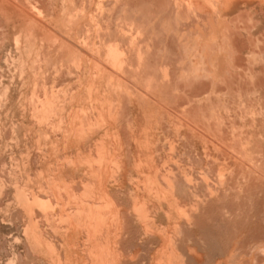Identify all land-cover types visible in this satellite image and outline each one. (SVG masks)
<instances>
[{
  "label": "rangeland",
  "instance_id": "374dc122",
  "mask_svg": "<svg viewBox=\"0 0 264 264\" xmlns=\"http://www.w3.org/2000/svg\"><path fill=\"white\" fill-rule=\"evenodd\" d=\"M118 1L121 4H119L117 2L119 5L118 6L116 5L117 6L116 11H115V7H116L115 4L116 3H113L114 2L113 0H99V1L98 0H66V1L65 0H52L50 5L48 6L49 8H46V9L43 8V9L45 10L48 17L54 18L57 16V14H58L57 12L61 11L62 9L67 10L68 8H69L68 10H70L72 8V6H75L77 8L82 7L86 12H88V11L94 12V11L98 10L97 5L98 4H99V6L101 5L100 10H104V11L102 13V16L99 19V22L101 24V27L103 28L102 31L105 30V32H106L105 34H107V35L102 33V31L94 32L93 27L91 26V29H90L91 40L92 41L95 40L94 43L96 42V45L100 46V51H102L101 53L106 52V49H104L105 48L104 45H106V43L108 45L110 43L116 42V44H118V46H120L119 47L120 49L123 48L125 51L128 52V54H130L129 57H130V59H132V63L134 65V67H136V62L138 60V57L136 56L138 48H139V52L142 53V57L144 55L143 59L141 57L142 60L139 58L142 62H140L139 66H141V67L139 68V66H138V71L136 73H134L132 71L127 72V70H126L127 75H125L124 80L127 79L125 81H128L127 83L133 84V86L131 84L126 85L125 82H123V84L125 86H128L127 88H129L131 91L133 90L132 93H134L137 96V99L134 100L135 104L137 103L135 105V111L141 114V118H143L142 115L145 114V120H141L138 122L139 124H141L140 127H146L148 129H151V134H155V133L158 134L156 130H158L160 128V125H159L160 118H162L163 114L166 113V111H165L166 107L165 106H169V105H171L170 103H173L174 109L177 111H178V109L182 111V108H184L183 107L184 105L182 104L183 101L181 99L182 97L177 96L176 93L173 94L172 88H170V87L165 88V86H164L163 80H164L165 69H169L168 74L174 73L175 69L180 70V71H176V73L178 72V74H182V72H185V71H186V73H190L189 71H192V69L199 67V65L195 62L198 59V57L196 56L195 50L190 49V48H189L190 50L185 49L183 43H179V44L173 43L171 41L172 35L166 34V32L162 33V43L164 45L163 44L161 45L158 42V40H155V42L152 43V41L151 40L149 41L147 38L148 37L147 33H149V31H151V28L149 26V25H151V22H150V20H148V16L150 15V13H152L154 11L153 14L155 13L156 16L160 15L159 17H161L163 20L166 21V19L164 17V15H165L164 9H162L161 13L156 12L158 9V6L160 4L164 5L166 3L165 7L168 6L167 8H170L171 10L175 11L176 10V8H175L176 0H172V2H171V0L170 1L169 0H165V1L164 0H130V1L129 0L128 1L127 0H118ZM139 1H142V2H139ZM194 1L197 2V0H194ZM263 1L264 0H250V1L249 0H229L228 4L226 5L227 8L224 9V7H223V8H219L215 11L208 4H205V6L201 5V8L199 6V10L200 11L202 10L201 12H203V13L208 12L210 17L212 18L210 29L204 31L202 34L204 35L205 38H208V36H209L208 40L205 41L206 43L208 42L207 49H206V51H207L206 52V54H207L206 58L209 60V62H210V60L214 61V59H215L214 62L211 61L212 65H210L208 68L214 69L216 71H214V76L210 77V78L207 77V80H203V79H206V77L201 76L199 78H201V79L203 78V79L200 80L199 82H198V80H199L198 77H197L198 79L194 78L195 81H193L194 79L192 80L193 82L191 80H189V82H187L186 84H185V81L180 82V87H181L180 89H182L183 92L186 91L187 96H188V99H185L184 102H188V104L189 103L191 104L192 102H194V108L196 109L197 113L199 114V120H200V126L199 127L201 130V133L203 134V136L202 135L199 136L200 139L198 138V142H199L198 143V148H199L198 152L199 153L197 152V155H195V152H194V167H197L198 172H199V182H198L197 188H198V191L201 195L200 199H204L202 201L205 202V205H204L203 202L201 201V207L203 204L202 208H204L205 212H206L204 214L205 219H204L203 225L201 226L203 231L206 234V239L201 240V242H200V254H201L200 264H216L217 261H221V260H223V261H221V263L224 262V259L228 255L229 250L233 248V244L235 243V241H234L235 235L237 233H238L237 235H240V232L236 231L237 226L234 224V217H236V216H234L235 215L234 209L239 207V205L237 204L238 203L237 199L234 196L235 194L227 195V196H229V200L231 201L232 204L230 203V201L228 202L226 200L228 198L226 195H223V194H225L223 192L222 193L220 192V196H221L220 201L214 202L212 199L213 198L212 184H213V181L215 178V170H216V169L214 170V168L217 167L216 153H215L214 148H213L214 146H212V145H214V143H212V142H214V136L212 134L215 130V126H212V125H215L217 121H224L226 124V125H224V130L229 132V127L227 124L230 121H234L235 123L237 122L236 123L237 126L240 125L243 122V118L245 117V112H246V116H247L249 114V109H253L254 112L256 111L255 112L256 118L254 121H252V119L248 115V117H247V119H248L247 120V124H248L247 128L248 129L245 127L246 135L248 137L252 138V136H253V138H255L261 132L264 131V114L259 113L260 108L263 109V113H264V3H263ZM32 3H34L33 0H0V91H1L2 87H4V86L8 87V90H7L8 100L5 101V99H3V98L0 99V109H1V111H0V264H53L52 263L53 260H51V254H50V248H49V242H48L47 234H46V232H42L40 230V227H39V217H40L39 214L43 215L41 220L46 223L47 222V217H45L47 215L46 209L48 211V209L51 208L49 206L48 201H47L48 187H49L47 185L48 184L47 169L46 168L40 169V168L36 167L38 165H42L43 163L45 164L46 155L43 153H39V152L34 153V154L29 152V150L32 149V145H34V144L36 146L40 147V149L42 148V146L46 147L47 139H48L47 132H48L49 128H47V126H45V128H44V126H42L40 128V127H38V124H35V121L32 120L33 118L31 117V114L27 113L29 111V109L31 110L32 106H29V105L25 106V107H28V108H26V111H25L26 113L24 112V110H22V109H24L23 105L26 102L25 99L27 96H24L26 92L23 93L22 90H20L21 89V87H19L21 85L20 79H18L16 73H14L15 69H16V65L11 62V57H12L11 55H13L15 53V49L13 48V45H12V37L14 36V34L16 32L19 31V27L22 25V23H24L25 21H31L30 25L32 27H36L35 24H37V23H42L41 19L39 17H37V15L35 14V12L32 10V8L30 6V4H32ZM73 4H75V5H73ZM260 4L262 5V7H259V6H261ZM246 5H248V6L246 7ZM240 6L242 8H240ZM254 6H256V7H254ZM244 7H246V9ZM149 9H151L152 12ZM220 9L222 10L223 14L221 13ZM250 9H251V11H250ZM113 10H114V13H111V11L113 12ZM178 10H180L182 14L185 13L186 12L185 5H183L182 8L181 7L178 8ZM237 11H239V12H237ZM104 13H106V14L104 15ZM229 13H230V17H229ZM108 14H110V16H108ZM218 14L220 17H218V19H216ZM143 16L146 17V20H145L146 22L143 23L144 31L142 29V34H141L143 38L141 37V35L139 36L138 39L141 41H139L137 39L138 45H137V41H136V43L134 42L133 44H130L129 43V41H130V35L129 34H133L135 32V27H134V26H136L135 23L141 22ZM212 16L214 17V19ZM126 17H127V19H126ZM226 18H227V20H226ZM131 19L132 20L134 19L133 21H134L135 25H133V27L129 26V24H128V22ZM33 21H36V23H34ZM103 21L107 22L108 24L103 22ZM239 22H240V24H239ZM233 24L236 26V29H235ZM47 25L50 26L49 23H47ZM108 25H109V27L112 26V28L110 29L108 27ZM74 27L75 28H72L71 32H69L71 34V37L76 36V38H77V36L80 35V33H77L79 31V29L81 31V35H82V33H84V28H85L84 26L76 25ZM145 27H146V29H145ZM167 27L171 28V25H168ZM197 28H201L200 24H197ZM73 29H74V31H73ZM122 29H124V30H122ZM214 29H216V30H214ZM237 29H238V31H237ZM120 30H121V32H120ZM217 30H218V32H217ZM111 31H113V32H111ZM127 31H128V33H127ZM76 33H77V35H76ZM94 33L96 34V38H94L95 37ZM212 33H214V34H212ZM111 34H113V36ZM98 35H100L99 38L97 37ZM223 35H225V37L227 36V39L225 40V42L222 39ZM233 35H235V36L233 37ZM121 37H123L124 39ZM213 37H215L216 41L212 40ZM118 38H120V40ZM167 38H168V41H167ZM105 39H106V41H105ZM99 40H102V41H99ZM110 40H112V41H110ZM123 40H124V42H123ZM103 41H105V43ZM120 42H123V43L120 44ZM231 42H233V47H232V44H229ZM147 43H149L150 45L148 46ZM219 43H220V45H219ZM192 44H193L192 42L189 43V45H192ZM134 46L136 48H132ZM221 46H224L223 47L224 51L222 50ZM228 47L230 48L231 51L228 50ZM126 48H127V50H126ZM141 48H143L144 50ZM225 48L229 52L225 51L226 50ZM219 50L221 52H223L224 54L229 53L230 57L228 54L229 58H226L227 54H225L226 55V57H225V55L223 53H222L223 54V57H222L221 52H219ZM192 51H194L195 53ZM208 52L211 54H208ZM187 55H190V57L188 58ZM210 55H212L213 57L212 56L210 57ZM173 56H175V58H172ZM154 57H157V60L159 61V65L156 66L155 70L152 69V71L151 70L148 71L149 66L153 63ZM216 57L218 58L220 63L217 62L218 60ZM221 57L223 59H220ZM160 58H161V60H160ZM192 59H196V60L194 61ZM252 60L254 62H252ZM177 61L180 62V65H178L179 63ZM182 61H183V63H182ZM260 61H261V63H260ZM193 62H195V63H193ZM215 62H216V64H215ZM185 63H187V64H185ZM217 63H219V64H217ZM181 65H183V67ZM195 65H196V67H195ZM185 66H187L186 69H185ZM214 66H215V68H214ZM152 67H154V66H152ZM175 67H177V68H175ZM162 68H163V70H162ZM183 69L185 71L181 72V70H183ZM153 73H155V76L157 78V81H158L157 85L158 86L156 84L150 83V81H149L150 76H147V75H152ZM249 73H250V75H249ZM73 75H76V74H73ZM73 75L71 77H68L67 79H65V81L70 80L67 85L64 84L63 79H61L59 82L57 81L58 83L55 82L57 84V86H56V84L55 85L51 84V79H47L49 82L47 81L48 83H46V84L48 85L49 88L52 85V87H54V89H62L63 87L67 88L69 86L72 88V91H70V92H76V90L78 89L77 87H79V85L75 82L77 76H73ZM158 75H159V77H157ZM72 77H74V78H72ZM194 82H195V84H194ZM188 83H191V85L190 84L188 85ZM150 84H151V86H150ZM148 85H149V87H148ZM153 86H154V88H153ZM147 87H148L149 91L148 90L144 91L147 89ZM138 88L140 91H138ZM157 88H159L160 91L162 90V93H163V100L162 101H168L167 103H169V104H167L166 102H163V104L162 103L160 104L161 105V107H160V106L156 105L152 99L148 98L150 92L157 91V90L159 91V89H157ZM67 89H69V88H67ZM166 90H167V92H165ZM142 93H144L146 96ZM239 93H241L243 95H241ZM27 94H28V92L26 93V95ZM239 95H241L243 98H245V100L247 101L246 102L247 107H246V109H243L241 111H236L233 114V111L231 110L230 107H232V101L234 100V98H238ZM2 99H3V101H2ZM85 101H87V100L85 99ZM20 102H21V104H19ZM6 103H8V104L6 105ZM14 103H17V104H14ZM12 104H14V106ZM19 105H21V106L19 107ZM162 105H163V108H165V109L162 108ZM152 106L153 107L155 106V107L153 108ZM8 107L10 110L8 109ZM16 108H17V110H16ZM129 108H130V106H129ZM157 108H159L158 112H157ZM223 108H224V110H223ZM152 109H154V112ZM13 110L17 111V112H15V113H17L16 115L14 114ZM149 111H150V113H149ZM161 111H163V113ZM215 111H217V112H215ZM22 112H24L25 115ZM146 112L149 113V115ZM222 112H225V113H222ZM242 112L244 115L242 114ZM167 113H168L167 121H165V123L167 122V127L169 129L173 130L170 133L174 134V136L168 137V140L179 139L178 136H175V135L178 134L179 129H181V127H182L181 122L175 117V115L170 114L171 113L170 111H167ZM6 114H9L8 117L6 116ZM18 114H20V115H18ZM27 114H29V116ZM21 115H23V117H22L23 119H21V117H20ZM215 115H216V117H215ZM25 116L26 117L28 116V117L26 118ZM17 118H19L21 120H19ZM235 119H237V120H235ZM238 119H239V121H238ZM171 120H172V122H171ZM26 121H28V122H26ZM25 122H26V124H25ZM170 122L172 124H170ZM210 122H211V124H210ZM226 122H228V123H226ZM155 123L156 124L158 123V124L155 125ZM26 125H29V127ZM173 125H175V126H173ZM32 127H34V128H32ZM27 128H29V129H27ZM46 128H47V130H46ZM100 130H104V129H100ZM175 130H177L178 132ZM211 130H212V132H211ZM41 131H43V132H41ZM38 133H39V135H38ZM53 133H55V131L52 132L49 129L48 134H53ZM58 133L62 135L61 140L63 139L67 143L70 141L68 144H72L73 142L74 143L78 142L81 139V137H79V136H81L80 134H77L78 135L77 136L74 133L70 134L67 132L56 131V134H58ZM68 134H69V137H68ZM104 134L106 135V133H104ZM83 135H85V134H83ZM207 135L210 136V137H208V140H206ZM44 136H45V138H44ZM227 137L230 138V136H227ZM67 138H68V140H67ZM104 138L107 141L105 144L110 145L111 143L109 140L111 138L110 137L108 138V136H105ZM204 138H206L205 139L206 141L203 140ZM151 139L158 141L160 138L158 136H153V137H151ZM194 145H195V142H194ZM223 146L226 149H228V148H231L232 144H226V145L223 144ZM235 149L237 150V152H239L238 147ZM99 150H100V148H99ZM102 150L105 152V151L110 150V148L109 147L107 149L103 148ZM152 150L155 151L156 149L153 147ZM170 150H172V149H170ZM263 152H264V148H263ZM220 154H221L219 156L220 159L218 161L221 162L224 159H226L228 161L230 160L229 154L225 150H223ZM179 156H182L181 151L179 152ZM231 160H233V159L231 158ZM230 161H229V163H230ZM238 168H240V170H238ZM234 170L238 174L242 171V167L239 164V162H236L234 164ZM43 174H44V176H43ZM238 174H236V175H238ZM209 176H210V178H212L211 180H210ZM200 181H201L202 185H200ZM43 182H44V185L46 182V185H45L46 188L44 187ZM208 184H209V186H208ZM251 184H250V188L252 190L254 189V192H255V189L258 188V186L256 185L254 180L251 181ZM21 187H23V188H21ZM207 188H208V190H207ZM15 189H18L17 193L20 194L19 196L17 193H15V191H16ZM33 189L35 191H33ZM20 190H22L23 192L22 191L20 192ZM30 191H32V192H30ZM27 192H29V193H27ZM33 192H35L36 195L33 194ZM26 194L29 198L28 200L31 201V205H33L35 202L34 205L36 207L33 208V206H31V205H29L30 208L29 207H27V208L26 207H24V208L20 207L22 202H23L22 206H24V205L28 206V204H30V203L25 202L26 201L25 199H27V197H25ZM30 194L32 197H29ZM263 199H262V201L260 200L261 210L264 209V200ZM21 200H22V202H21ZM32 202H33V204H32ZM43 202H44V205H43ZM206 202H207V204H206ZM24 203H26V204H24ZM18 204H20V205H18ZM48 206H49V208H47ZM28 208H29V210H28L29 212L27 210H25ZM52 209H53V207H52ZM246 210L248 211V208H246ZM247 211L243 214H244V216L246 215V217H247L246 221L249 223L248 216L251 214V212L249 211L247 213ZM227 212H229V213L231 212L232 216H231V214L230 215L226 214ZM44 214H46V215L44 216ZM32 221H35V228H36L35 231L37 230L36 231L37 234L33 233L34 231L32 230L33 232L31 231L30 233L27 234L28 235L27 236L26 233L28 232V230L26 232L25 228L27 227L28 229L31 230L32 227H30L28 225V223L31 222V224H32ZM246 221L243 224L248 225V223H246ZM250 221H251L250 223H253L252 220H250ZM31 226H34V225H31ZM260 226L259 227L263 230L262 232L264 233V227H263L264 225L263 226L260 225ZM245 228H246L247 233L250 232L249 234H251V232L255 231V230L252 231V227H250L251 231L248 230V226H246ZM38 234L41 237H39ZM32 235L34 236V238L38 237L37 238L38 241L35 244H34L35 239L33 238L34 239V241H33ZM30 236H31V238H29ZM28 239H30L31 241ZM245 240L248 241V237ZM245 240L244 241L242 240V242H244L245 243L244 245H246V247H247L249 242L247 243ZM39 243H40V245H39ZM29 244L33 245V246L30 247ZM239 247L241 249L242 248L244 249L243 244L239 245ZM222 264H224V263H222Z\"/></svg>",
  "mask_w": 264,
  "mask_h": 264
},
{
  "label": "bare ground",
  "instance_id": "6f19581e",
  "mask_svg": "<svg viewBox=\"0 0 264 264\" xmlns=\"http://www.w3.org/2000/svg\"><path fill=\"white\" fill-rule=\"evenodd\" d=\"M36 1V0H35ZM66 1V0H65ZM99 1V0H98ZM113 3H116L115 6L121 4L118 0H113ZM128 1V0H127ZM130 1V0H129ZM165 1V0H164ZM170 1V0H169ZM250 1V0H249ZM119 4H118V3ZM124 2V1H123ZM142 2V1H139ZM172 2V0H171ZM229 0H197V2H195L194 0H176L175 2V8L176 10L173 11L170 8L165 7L166 3L164 5L160 4L158 6L157 9V13H161L162 9H164V17L166 19L163 20L161 17H159L160 15L156 16V14L154 15L152 10L150 13V15L148 16V20H150L151 25V31H149L148 34V40L152 41V43L155 42V40H158V42L162 45V33L166 32V34H171L172 35V42L179 44V43H183L185 49H193L196 51V56L198 57V61L196 59H192V60H196L195 62L199 65V67H196L195 65V69H192V71H189L190 73H186V71L183 69L182 74H178V72L176 73V71H180V70H174V73L168 74L169 73V69H165L164 72V86L165 88H172L173 94L176 93L177 96H187V93L183 92L182 89H180V82L181 81H185V84L187 82H189V80H193L194 78H199V77H206V79L203 80H207V77H213L214 76V69H210L208 68L211 64V61L213 60H209L206 58L207 54H206V49H207V44L205 41L208 40V38H205L204 35L202 34L204 31L210 29L211 27V17L210 15L207 13H203L199 10V6L201 8V5L208 4L212 7V9L215 11L219 8H227L226 5L228 4ZM93 3V2H92ZM258 3V2H257ZM264 3V1H263ZM38 3L34 2L32 4H30L32 10L35 12V14L37 15V17H39L42 21V23H37L35 24L36 27H32L31 21H25L24 23H22V25L19 27V31L16 32L14 34V36L12 37V45L13 48L15 49V53L13 55H11V62L13 64L16 65V69L15 72L18 79H20L21 85L19 87H21L20 90H22V92H28V94L24 96H27L25 99V104L23 105L24 112L26 111L25 106H32L31 110L29 109V111L27 113L31 114V117L33 118L32 120L35 121V124H38V127H42L47 126V128H49L52 132L55 131V135H56V131H60V132H67V133H74V134H80L81 139L79 141H83L82 135L83 134H92V132H96V130H100V129H104V132L106 134L112 133L113 136L114 134L117 133V131L121 128H132V122L128 121L126 118L127 114V103H133L134 99H137V96L132 93V91L127 88L128 86H125L123 84V82L127 84H131V83H127L128 81H125L127 79L124 80L125 75H127L128 71H132L134 73H136L138 71V66L140 64V62H142L141 60L143 59L142 57V53L139 52V48L137 51L136 56L138 57V60L136 62V67H134L133 63H132V59H130L128 52L125 51L123 48L120 49L118 46V44L115 43H110L107 45H104V49H106L105 53H101L102 51H100V46L96 45V42L94 43V41L91 40L90 37V29L91 26L93 27L94 32H100L102 31V27L101 24L99 22L100 17L102 16V13L104 10H100L101 5L99 6V4L97 5L98 10L94 11V12H86L82 7L81 8H77L75 6H72V8L70 10H66V9H62L61 11L57 12V16L54 18H50L47 16L45 10L43 9L42 6H38ZM127 4V3H126ZM230 4V3H229ZM246 4V3H245ZM259 4V3H258ZM257 4V5H258ZM75 5V4H73ZM92 5V4H91ZM90 5V6H91ZM123 5V4H122ZM128 5V4H127ZM171 5V4H170ZM169 5V6H170ZM183 5H185L186 7V12L185 13H181V9L178 10V8H182ZM256 5V6H257ZM261 5V4H260ZM67 6V5H66ZM115 7V11L116 8ZM248 5H246L247 7ZM254 6V7H256ZM114 7V6H113ZM154 7V6H153ZM246 7H244L246 9ZM259 7H262L259 6ZM112 8V7H111ZM110 8V9H111ZM166 8V9H165ZM198 8V9H197ZM240 8H242L240 6ZM243 8V9H244ZM249 8V7H248ZM90 9V8H89ZM123 9V8H122ZM254 9V8H253ZM256 9V8H255ZM59 10V9H58ZM93 10V9H92ZM183 10V9H182ZM241 10V9H240ZM20 11V10H19ZM221 13L222 10L220 9ZM251 11V9H250ZM217 12V11H216ZM239 12V11H237ZM111 13H114L111 11ZM110 13V14H111ZM135 13V12H134ZM163 13V12H162ZM235 13V12H234ZM106 13H104L105 15ZM110 14H108V16H110ZM223 14V13H222ZM225 14V13H224ZM232 14V13H231ZM239 14V13H238ZM113 15V14H112ZM127 15V14H126ZM125 15V16H126ZM221 15V14H220ZM233 15V14H232ZM129 16V15H128ZM139 16V15H138ZM224 16V15H223ZM228 16V15H227ZM238 16V15H237ZM163 17V16H162ZM213 17V16H212ZM219 14L217 15L218 19ZM226 17V16H225ZM229 17H230V13H229ZM34 18V17H33ZM103 18V17H102ZM107 18V17H106ZM131 18V17H130ZM129 18V19H130ZM235 18V17H234ZM127 19V17H126ZM214 19V17H213ZM230 19V18H229ZM106 20V19H105ZM109 20V19H108ZM111 20V19H110ZM134 20V19H133ZM132 19L128 22L129 26H132L136 24L135 27V32L133 34H129L130 35V44H133L134 42L136 43L137 41V45H138V38L139 36L142 34V29L144 27L143 23L146 22V17H142L141 22L139 23H135ZM227 20V18H226ZM112 21V20H111ZM220 21V20H219ZM34 23H36V21H33ZM105 22V21H103ZM230 22V21H229ZM236 22V21H235ZM47 23L50 24V26L47 25ZM102 23V22H101ZM107 23V22H105ZM126 23V22H125ZM213 23V22H212ZM237 23V22H236ZM235 23V24H236ZM108 24V23H107ZM106 24V25H107ZM197 24H200L201 28H197ZM240 24V22H239ZM33 25V24H32ZM76 25H81L84 26V33H82L81 35V31L79 29V31L77 33H80V35L75 37H71V34L69 32H71L72 28H75L74 26ZM110 25V24H109ZM108 25V27H109ZM171 25V28H168L167 26ZM234 25V24H233ZM34 26V25H33ZM231 26V25H230ZM117 27V26H116ZM122 27V26H121ZM131 27V28H132ZM235 29L236 26L234 25ZM233 27V28H234ZM79 28V27H78ZM110 29L112 28V26L109 27ZM222 28V27H221ZM109 29V30H110ZM146 29V27H145ZM228 29V28H227ZM118 30V29H117ZM124 30V29H122ZM130 30V29H129ZM216 30V29H214ZM220 30V29H219ZM74 31V29H73ZM92 31V30H91ZM104 31V32H103ZM102 33H106L105 30H103ZM107 31V30H106ZM114 31V30H113ZM111 31V32H113ZM119 31V30H118ZM144 31V29H143ZM147 31V30H146ZM145 31V32H146ZM213 31V30H212ZM238 31V29H237ZM90 32V33H89ZM108 32V31H107ZM115 32V31H114ZM121 32V30H120ZM218 32V30H217ZM228 32V31H227ZM76 33V35H77ZM93 33V32H92ZM117 33V32H116ZM125 33V32H124ZM123 33V34H124ZM128 33V31H127ZM216 33V32H215ZM237 33V32H236ZM95 34V33H94ZM120 34V33H119ZM214 34V33H212ZM229 34V33H228ZM74 35V34H73ZM101 35V34H100ZM98 35L97 37L99 38ZM107 35V34H105ZM113 36V34H111ZM116 35V34H115ZM211 35V34H210ZM102 36V35H101ZM104 36V35H103ZM111 36V37H112ZM122 36V35H121ZM235 35H233L234 37ZM109 37V36H108ZM126 37V36H125ZM142 37V35H141ZM96 38V34L95 37ZM102 38V37H101ZM100 38V39H101ZM106 38V37H105ZM117 38V37H116ZM115 38V39H116ZM123 38V37H121ZM143 38V37H142ZM110 39V38H109ZM120 40V38H118ZM124 39V38H123ZM138 39V40H137ZM145 39V38H144ZM166 39V38H165ZM223 41L225 42V40L227 39V36L225 37V35H223ZM117 40V39H116ZM212 40H215V37L212 38ZM232 40V39H231ZM102 41V40H99ZM106 41V39H105ZM105 41H103L105 43ZM112 41V40H110ZM122 41V40H121ZM141 41V40H139ZM165 41V40H164ZM168 41V38H167ZM170 41V42H171ZM216 41V40H215ZM218 41V40H217ZM124 42V40H123ZM123 42H120V44H122ZM147 42V41H146ZM192 42V45H189V43ZM118 43V42H117ZM210 43V42H209ZM148 46L150 45L149 43H147ZM232 44L233 47V42L229 43ZM142 45V44H141ZM140 45V46H141ZM164 45V44H163ZM167 45V44H166ZM171 45V44H170ZM220 45V43H219ZM218 45V46H219ZM226 45V44H225ZM123 46V45H122ZM121 46V47H122ZM126 46V45H125ZM145 46V45H144ZM229 46V45H228ZM231 46V45H230ZM127 47V46H126ZM129 47V46H128ZM155 47V46H154ZM166 47V46H165ZM220 47V46H219ZM224 46H221L222 50ZM227 47V46H226ZM132 48H136L135 46ZM150 48V47H149ZM168 48V47H167ZM176 48V47H175ZM174 48V49H175ZM210 48V47H209ZM143 49V48H141ZM155 49V48H154ZM164 49V48H163ZM189 49V50H190ZM226 49V48H225ZM232 49V48H231ZM127 50V48H126ZM129 50V49H128ZM134 50V49H133ZM144 50V49H143ZM151 50V49H150ZM176 50V49H175ZM228 50H230V48L228 47ZM227 49L225 51L229 52ZM130 51V50H129ZM217 51V50H216ZM231 51V50H230ZM142 52V51H141ZM151 52V51H150ZM161 52V51H160ZM194 52V51H192ZM219 52H221L219 50ZM195 53V52H194ZM223 52H221V55L223 57ZM159 54V53H158ZM157 54V55H158ZM192 54V53H191ZM208 54H211L208 52ZM227 54V53H225ZM224 54V55H225ZM229 54V53H228ZM227 57L225 55L226 58ZM254 55V54H253ZM261 55V54H260ZM159 56V55H158ZM157 56V57H158ZM178 56V55H177ZM184 56V55H183ZM188 58L190 57V55H187ZM195 56V57H196ZM212 55H210L211 57ZM220 56V55H219ZM218 56V57H219ZM252 56V55H251ZM142 57V59H141ZM153 57V56H152ZM157 57L153 58V63L149 66L148 71L152 69L155 70L156 66L159 65V61L157 60ZM179 57V56H178ZM182 57V56H181ZM194 57V58H195ZM213 57V56H212ZM220 59H223V58ZM141 60H140V59ZM172 58H175V56H173ZM183 58V57H182ZM217 58V57H216ZM225 58V59H226ZM251 58V57H250ZM256 58V57H255ZM159 59V58H158ZM184 59V58H183ZM182 59V60H183ZM191 59V58H190ZM214 59V58H213ZM140 60V61H139ZM161 60V58H160ZM175 60V59H174ZM218 60V58H217ZM255 60V59H254ZM258 60V59H257ZM215 61V59H214ZM213 61V62H214ZM225 61V60H224ZM178 62V61H177ZM193 62V63H195ZM219 62V60L217 61ZM252 62H254L252 60ZM180 65V62H178ZM183 63V61H182ZM220 63V62H219ZM217 63V64H219ZM261 63V61H260ZM177 64V63H176ZM187 64V63H185ZM191 64V63H190ZM216 64V62H215ZM197 65V66H198ZM154 66V67H152ZM183 67V65H181ZM191 66V65H190ZM216 66V65H215ZM214 66V68H215ZM141 66H139L140 68ZM179 67V66H178ZM187 66H185L186 69ZM194 67V66H193ZM177 68V67H175ZM189 68V67H188ZM191 68V67H190ZM212 68V67H211ZM259 69V68H258ZM163 70V68H162ZM172 70V69H171ZM191 70V69H190ZM152 73V72H151ZM163 73V72H162ZM76 74V75H73ZM77 76L75 82L79 85V87H77L78 89L76 90V92H70L72 91L71 87H63L62 89H54V87H52V85L56 84L55 82H59L61 79H63L64 84L67 85L69 83V81H65V79H67L68 77L71 76ZM250 75V73H249ZM150 76L149 81L150 83L153 84H158L157 78L155 76V73H153L152 75H147ZM159 77V75L157 76ZM74 78V77H72ZM71 78V79H72ZM197 78V79H198ZM47 79H51V87L49 88L48 85L46 83H48L49 81ZM159 79V78H158ZM201 78H199L198 82L200 80H202ZM162 80V79H161ZM18 81V80H17ZM48 81V82H47ZM162 81V82H163ZM195 81V79L193 80ZM192 81V82H193ZM210 81V80H209ZM19 82V83H20ZM57 82V83H58ZM161 82V81H160ZM197 82V81H196ZM148 84V83H147ZM184 84V85H185ZM191 85V83H188V85ZM195 84V82H194ZM199 84V83H198ZM70 85V84H69ZM133 86V84H131ZM130 85V86H131ZM193 85V84H192ZM57 86V84H56ZM72 86V85H71ZM104 86V87H103ZM151 86V84H150ZM158 86V85H157ZM160 86V85H159ZM140 87V86H139ZM149 87V85H148ZM148 87L146 90H148ZM192 87V86H191ZM194 87V86H193ZM56 88V87H55ZM135 88V87H134ZM154 88V86H153ZM136 89V88H135ZM159 89V88H157ZM7 90L8 87L4 86L2 87L1 91H0V99L3 98L6 100H8V95H7ZM138 91L139 88H138ZM149 91V90H148ZM258 91V90H257ZM167 92V90L165 91ZM20 93V92H19ZM182 93V94H181ZM144 94V93H142ZM147 94V93H146ZM241 94V93H239ZM21 95V94H20ZM145 95V94H144ZM243 95V94H241ZM241 95L238 96V98H234V100L232 101V107L231 110L233 111V114L236 111H241L243 109H246V100L245 98H243ZM22 96V95H21ZM146 96V95H145ZM148 96V95H147ZM248 97V96H247ZM252 97V96H251ZM150 99L153 100V102L161 107V103L163 104V102H168V101H162L163 100V93L162 90L159 91H152L149 94ZM2 99V101H3ZM21 99V98H20ZM19 99V100H20ZM85 99L87 101H85ZM146 99V98H145ZM249 99V98H248ZM23 100V99H22ZM21 100V101H22ZM12 102V101H11ZM146 103V102H145ZM165 103V104H166ZM8 103H6L7 105ZM17 104V103H14ZM14 104H12L14 106ZM21 104V102L19 103ZM137 104V103H136ZM135 104V105H136ZM169 104V103H167ZM171 104V103H170ZM5 105V104H4ZM18 106V105H17ZM21 105H19L20 107ZM170 106V105H169ZM185 106V105H184ZM183 106V107H184ZM22 107V108H23ZM137 107V106H136ZM153 107V106H152ZM155 107V106H154ZM153 107V108H154ZM171 107V106H170ZM255 107V106H254ZM3 108V107H2ZM15 108V107H14ZM13 108V109H14ZM18 108V107H17ZM16 108V110H17ZM147 108V107H146ZM149 108V107H148ZM163 108V105H162ZM228 108V107H227ZM253 108V107H252ZM9 109V107H8ZM19 109V108H18ZM150 109V108H149ZM157 108V112H158ZM165 109V108H163ZM187 109V108H186ZM189 109V108H188ZM10 110V109H9ZM8 110V111H9ZM21 110V109H20ZM154 112V109H152ZM169 111L168 109H165V111ZM173 110V109H172ZM183 110V108H182ZM224 110V108H223ZM226 110V109H225ZM229 110V109H228ZM1 111V109H0ZM14 111V110H13ZM143 111V110H142ZM141 111V112H142ZM147 111V110H146ZM174 111V110H173ZM177 111V110H176ZM178 111H181L178 109ZM214 111V110H213ZM212 111V112H213ZM248 111V110H247ZM17 111H14V114L16 115L17 113H15ZM24 112H22L24 114ZM148 112V111H147ZM146 112V113H147ZM156 112V113H157ZM163 113V111H161ZM171 112V109H170ZM217 112V111H215ZM230 112V111H229ZM228 112V113H229ZM256 112V111H255ZM253 111V109H249V117L252 119V121L255 120L256 118V114ZM7 113V112H6ZM13 113V112H12ZM21 113V112H20ZM26 113V112H25ZM150 113V111H149ZM149 113H147L149 115ZM161 113V114H162ZM169 113V112H168ZM178 113V112H177ZM185 113V112H184ZM183 111L182 113H179L177 115H175V117L179 120L182 121L181 116L186 115V113L184 114ZM225 113V112H222ZM259 113L260 114H264L263 113V109L260 108L259 109ZM5 114V113H4ZM13 114V115H14ZM29 114H27L29 116ZM171 114V113H170ZM184 114V115H183ZM188 114V112H187ZM212 114V113H211ZM243 114V112H242ZM9 114H6V116L8 117ZM20 115V114H18ZM25 115V114H24ZM144 115V114H143ZM244 115V114H243ZM246 116V112H245V117L243 118V122L237 126V122L235 123L234 121H230L227 125L229 127V132L224 130V125L225 122L224 121H217L215 125V130L213 132V136H214V151L216 153V162H217V167L214 168L215 170V178L212 184V195H213V201L214 202H218L221 200V196H220V192L225 193L223 195H229V194H235V198L237 199V204L239 205V207L235 208V215L236 217H234V224L237 226L236 231L240 232V235H235L234 237V241L235 243L233 244V248L229 250L228 255L226 256V258L224 259V264H264V233L262 232L263 230L261 229L262 227L260 225H264V209L261 210L260 207V200L262 201V199L264 198V152H263V148H264V131L261 132L258 136H256L255 138L248 137L246 135V131H245V127H248L247 124V117ZM4 116V115H3ZM27 116V117H28ZM171 116V115H170ZM233 116V115H232ZM17 117V116H16ZM19 117V116H18ZM21 119H23V115L20 116ZM26 117V116H25ZM26 117V118H27ZM30 117V118H31ZM149 117V116H148ZM147 117V118H148ZM166 117V116H165ZM169 117V116H168ZM174 117V116H173ZM186 117V116H185ZM216 117V115H215ZM218 117V116H217ZM170 118V117H169ZM236 118V117H235ZM238 118V117H237ZM19 119V118H17ZM19 119V120H21ZM173 119V118H172ZM184 119V118H183ZM189 119V118H188ZM211 119V118H210ZM30 120V119H29ZM174 120V119H173ZM187 120V118L185 119ZM220 120V119H219ZM237 120V119H235ZM33 121V122H34ZM239 121V119H238ZM21 122V121H20ZM28 122V121H26ZM25 122V124H26ZM163 122V121H162ZM165 122V121H164ZM172 122V120H171ZM170 122V124H172ZM178 122V121H177ZM183 122V121H182ZM191 122V121H190ZM188 122V123H190ZM154 123V122H153ZM167 123V122H166ZM179 123V122H178ZM195 122H193L194 124ZM263 123V122H262ZM24 124V123H23ZM22 124V125H23ZM31 124V123H30ZM34 124V125H35ZM158 124V123H157ZM155 123V125H157ZM211 124V122H210ZM159 125H161L159 123ZM184 125V124H183ZM187 125V124H186ZM29 127V125H26ZM175 126V125H173ZM188 126H192V125H188ZM25 127V126H24ZM36 127V126H35ZM161 127V126H160ZM187 127V126H186ZM227 127V128H228ZM14 128V127H13ZM34 128V127H32ZM31 128V129H32ZM46 128V130H47ZM196 128V127H195ZM29 129V128H27ZM49 129L47 134L49 133ZM248 129V128H247ZM159 130V129H158ZM193 130V129H192ZM213 130V129H212ZM211 130V132H212ZM254 130V129H253ZM45 131V130H44ZM198 131V130H197ZM38 132V131H37ZM43 132V131H41ZM178 132V131H177ZM51 133V132H50ZM120 133V132H119ZM42 134V133H41ZM44 134V133H43ZM54 134V133H53ZM59 134V133H58ZM96 134V133H95ZM118 134V133H117ZM156 134V133H155ZM179 134V132H178ZM205 134V133H204ZM31 135V134H30ZM36 135V134H35ZM39 135V133H38ZM61 135V134H60ZM120 135V134H119ZM192 135V134H191ZM200 135L203 136L202 133H200ZM43 136V135H42ZM54 136V135H53ZM57 136V135H56ZM59 136V135H58ZM78 136V135H77ZM85 136V135H84ZM92 137V135H90ZM94 136V134H93ZM227 136H230V138H228ZM51 137V136H50ZM69 137V134H68ZM89 137V136H88ZM122 137V135H121ZM153 137V136H152ZM206 137V136H205ZM208 136L207 135V139L204 138L203 140H208ZM212 137V136H211ZM45 138V136H44ZM109 138V137H108ZM113 141V143L115 145H119L118 144V138L116 136L114 137H110ZM202 138V137H201ZM227 138V139H226ZM89 140H91L90 138H88ZM87 139V140H88ZM95 139V138H94ZM105 139V138H104ZM104 139H102L101 142V146H105L106 144H104ZM200 139V137H199ZM211 139V138H210ZM63 140V139H62ZM68 140V138H67ZM123 140V139H122ZM147 140V139H146ZM202 140V141H203ZM205 140V141H206ZM64 141V140H63ZM78 141V142H79ZM85 141V140H84ZM83 141V142H84ZM92 141V140H91ZM174 141V140H173ZM35 142V141H34ZM41 142V141H40ZM60 142V141H59ZM70 142V141H69ZM68 142V143H69ZM82 142V143H83ZM87 142V141H86ZM90 141H88L89 143ZM127 142V141H126ZM150 142V141H149ZM57 143V142H56ZM67 144V142L64 141V144ZM125 143V142H123ZM175 143V142H174ZM199 143V142H198ZM39 144V143H38ZM81 144V143H80ZM145 144V143H144ZM151 144V143H150ZM149 144V145H150ZM201 144V143H200ZM211 144V143H210ZM226 144H232L231 148L226 149L224 146ZM79 145V144H78ZM86 145V143H85ZM109 145V144H108ZM111 145V144H110ZM121 145V144H120ZM146 145V144H145ZM208 145V144H207ZM122 146V145H121ZM236 146V147H235ZM140 147V144H139ZM239 148V152H237V150L235 148ZM99 148V146L97 147V149ZM103 148V147H102ZM120 148V147H119ZM123 148V147H122ZM121 148V149H122ZM146 148V146H145ZM152 148V147H151ZM141 150V149H140ZM147 150V149H146ZM211 150V149H210ZM225 150L228 154H229V158L231 160V158L233 160H226L224 159L223 161H218L220 159V153ZM118 151H120L118 149ZM199 153V152H198ZM83 156V153H82ZM113 156V155H112ZM171 156V155H170ZM180 157V156H179ZM189 157V156H188ZM65 158V157H64ZM79 159H81L79 157ZM102 159V158H101ZM116 160V159H115ZM70 161V160H69ZM82 161V160H81ZM167 161V160H166ZM86 162V161H85ZM236 162H239V164L242 167V171L238 174L237 172H235L234 170V164ZM29 163V162H28ZM119 163V162H118ZM167 163V162H166ZM93 164V163H92ZM116 164V162H115ZM121 164V163H120ZM140 164V163H139ZM28 165V164H27ZM26 165V166H27ZM70 165V162H69ZM120 166V165H119ZM237 166V165H236ZM237 168V167H236ZM203 169V168H202ZM238 170H240V168H238ZM117 171V169H116ZM119 171V169H118ZM115 172V171H114ZM207 174V173H206ZM238 174V175H236ZM89 175V174H88ZM112 175V174H111ZM116 175V174H115ZM208 175V174H207ZM212 175V174H211ZM214 175V174H213ZM13 176V175H12ZM44 176V174H43ZM114 176V174H113ZM28 177V176H27ZM108 177V176H107ZM112 177V176H111ZM164 177V176H163ZM208 177V176H207ZM48 178V177H47ZM51 178V177H50ZM210 178V176H209ZM101 179V178H100ZM114 179V178H113ZM166 179V178H164ZM212 178H210L211 180ZM55 180V179H54ZM115 180V179H114ZM254 180L256 185L258 186V188L252 190L250 188V184L251 181ZM38 181V180H37ZM51 181V180H50ZM53 181V180H52ZM60 181V180H59ZM110 181V180H109ZM117 181V180H116ZM165 181V180H164ZM39 182V181H38ZM55 182V181H53ZM61 182V181H60ZM57 183V182H55ZM62 183V182H61ZM66 183V182H65ZM209 183V182H208ZM101 184V183H100ZM172 184V183H171ZM210 184V183H209ZM208 184V186H209ZM44 185V182H43ZM46 185V182H45ZM44 185V187H45ZM48 185V184H47ZM200 185L201 181H200ZM252 185V184H251ZM20 186V185H19ZM68 186V184H67ZM88 186V185H87ZM17 187V186H16ZM59 187V186H57ZM211 187V186H210ZM209 187V188H210ZM18 188V187H17ZM23 188V187H21ZM36 188V187H35ZM46 188V187H45ZM49 188V187H48ZM54 188V187H53ZM63 188V185H62ZM68 188V187H67ZM90 188V187H89ZM93 188V187H92ZM170 188V187H169ZM28 189V188H27ZM50 189V188H49ZM56 189V188H55ZM65 189V188H64ZM87 189V188H86ZM15 193H17L18 189H15ZM71 190V189H70ZM206 190V189H205ZM208 190V188H207ZM206 190V191H207ZM22 190H20L21 192ZM33 191H35L33 189ZM58 193L59 190H57ZM73 191V190H72ZM88 191V190H87ZM87 191H85L87 193ZM23 192V191H22ZM32 192V191H30ZM71 192V191H70ZM167 192V191H166ZM208 192V191H207ZM210 192V191H209ZM29 193V192H27ZM51 193V192H50ZM62 193V192H61ZM66 194H68L67 192H65ZM168 193V192H167ZM205 193V192H204ZM18 196L20 195L19 193H17ZM33 194L36 195L35 192H33ZM32 194V195H33ZM210 194V193H209ZM200 195V194H199ZM62 199H63V195H59ZM69 196V194H68ZM67 196V198H68ZM201 196V195H200ZM198 196V197H200ZM204 196V195H203ZM27 199H25L28 204V206L24 205L22 206L21 204V208L24 207H29V205H31V201H29L28 196L26 194ZM29 197H32L31 194ZM34 197V196H33ZM58 197V195H57ZM206 197V196H205ZM208 197V196H207ZM17 198V197H16ZM36 198V197H35ZM34 198V199H35ZM60 198V199H61ZM73 198V197H72ZM77 198L78 197H74ZM105 198V197H104ZM103 198V199H104ZM110 198V197H108ZM228 199H226L228 202L229 200V196H227ZM232 198V197H231ZM33 199V200H34ZM69 199V198H68ZM200 199V198H199ZM207 199V198H206ZM112 200V199H111ZM204 200V199H200V202ZM264 200V199H263ZM207 201V200H206ZM212 201V200H211ZM18 202V201H17ZM51 202V201H50ZM62 202V201H61ZM74 202V201H73ZM79 202V201H78ZM111 201H109L110 203ZM173 202V201H172ZM203 202V201H202ZM57 203V202H56ZM56 203H54V207L56 205ZM60 204V202H58ZM76 203V202H75ZM108 202H105V204ZM199 203H197L198 205H200ZM231 203V201H230ZM18 204V205H20ZM26 204V203H24ZM33 204V202H32ZM35 204V202H34ZM31 205L34 207H36L35 205ZM42 204V203H41ZM58 204V205H59ZM65 204V202H64ZM116 204V203H115ZM203 204L205 205V202H203ZM202 204V207H203ZM207 204V202H206ZM232 204V203H231ZM38 205V204H37ZM44 205V202H43ZM50 205V204H49ZM52 205V204H51ZM76 205V204H75ZM78 205V204H77ZM108 205V204H107ZM110 205V204H109ZM114 205V204H113ZM61 207V205H59ZM65 206V205H64ZM83 206V205H82ZM105 206V205H104ZM201 206V205H200ZM199 206V207H200ZM233 206V205H232ZM248 206V207H247ZM19 207V208H20ZM52 207V206H51ZM63 207V206H62ZM107 207V206H106ZM179 207V206H178ZM201 207V209H202ZM207 207V206H206ZM25 209V210H29ZM49 208V206L47 207ZM57 208V207H56ZM70 208V207H69ZM83 208V207H82ZM90 208V207H89ZM88 208V209H89ZM94 208V207H93ZM198 208V207H197ZM246 208H248V211L246 210ZM114 209V208H113ZM50 210V209H48ZM96 210V209H95ZM112 210V209H111ZM179 210V209H178ZM228 210V209H227ZM77 213L78 210L76 209ZM75 211V214H76ZM91 211V210H89ZM117 211V209H116ZM203 211V210H202ZM247 211V213L250 211L251 214L248 216V221L249 223L246 221L247 217L246 215L244 216L243 213H245ZM29 212V211H28ZM46 212L47 209H46ZM50 212V211H49ZM82 212V211H81ZM85 212V211H84ZM201 212V210H200ZM62 213V212H61ZM70 213V212H69ZM96 213V212H95ZM117 213V212H116ZM182 213V212H181ZM205 210H204V214H205ZM237 213V214H236ZM47 214V213H46ZM44 214V216L46 215ZM75 214L73 215V217L75 216ZM81 214V213H80ZM78 214V215H80ZM88 214V213H87ZM180 214V213H179ZM202 214V213H201ZM203 214V217L205 216ZM226 214L230 215L231 212H227ZM243 214V215H242ZM254 214V215H253ZM49 215V214H48ZM47 215V216H48ZM72 215V214H71ZM89 215V214H88ZM190 215V214H189ZM45 216V217H47ZM61 216V215H60ZM69 216V215H68ZM232 216V214H231ZM72 217V219H73ZM119 217V216H118ZM202 217V216H201ZM200 217V218H201ZM230 217V216H229ZM68 218V217H67ZM79 218V217H78ZM77 218V219H78ZM89 218V217H88ZM96 218V217H95ZM94 218V219H95ZM98 218V217H97ZM183 218V217H182ZM205 218V217H204ZM54 219V218H53ZM65 221V218H63ZM62 219V220H63ZM71 219V220H72ZM103 219V218H102ZM252 220L253 223H250ZM34 220V219H33ZM58 220V219H57ZM60 220V219H59ZM68 220V219H67ZM119 220V219H118ZM63 221V223H65ZM75 221V220H74ZM79 221V219L77 220ZM246 221V223H248V225L243 224ZM61 222V221H60ZM200 222H204V221H200ZM199 222V223H200ZM62 223V222H61ZM67 223V222H66ZM74 223V222H73ZM82 222L79 221L75 222V224H80L81 225ZM85 223V222H83ZM99 223V222H98ZM97 223V224H98ZM102 223V222H101ZM104 223V222H103ZM107 223V222H106ZM215 223V222H214ZM31 222L28 223V225L31 228L28 229L27 227L25 228V231L28 232L26 233V235L28 233H30L32 230L33 233L37 234L35 231V221H32L31 226L30 225ZM108 224V223H107ZM233 224V225H234ZM66 225V224H65ZM70 225V224H69ZM85 225H87V221L85 223ZM94 225V224H93ZM112 225V224H111ZM234 225V226H235ZM27 226V225H26ZM68 226V224H67ZM83 228H85L86 226L81 225ZM103 226L100 225V227ZM113 226V225H112ZM201 226V225H200ZM246 226H248V230L251 231L250 227H252V231L251 234L246 232ZM261 228H260V227ZM34 227V228H33ZM69 227V226H68ZM77 226H75L76 228ZM95 227V226H94ZM150 227V226H148ZM264 227V226H263ZM52 228V226H51ZM59 228V227H58ZM78 228L81 229V227L79 226ZM87 228V227H86ZM103 228V227H102ZM73 229V228H72ZM95 229V228H94ZM109 229V228H108ZM235 229V228H234ZM30 230V231H29ZM53 230V229H52ZM70 230L69 229H65V232ZM82 230V229H81ZM88 230V228H87ZM57 231V229L55 230ZM80 231V230H79ZM85 231V229H84ZM104 231V230H103ZM39 232V231H38ZM73 232V231H72ZM101 232V231H100ZM179 232V231H178ZM256 232V233H255ZM86 233V232H85ZM97 233V231H96ZM247 233V234H246ZM40 234V233H39ZM38 234L39 237H41ZM44 234V233H43ZM47 234V233H46ZM66 234V233H65ZM65 234L63 233L64 237ZM84 234V233H83ZM100 234V233H99ZM118 234V232H117ZM201 234V233H200ZM42 235V234H41ZM70 235V234H69ZM67 235V236H69ZM112 235V234H111ZM114 235V234H113ZM179 235V233L177 234ZM28 236V235H27ZM37 236V235H36ZM35 236V237H36ZM75 236V235H74ZM101 237L104 238L103 234L100 235ZM108 236V234L106 235ZM70 237V236H69ZM68 237V238H69ZM100 237V238H101ZM115 237V235L113 236ZM152 237V236H151ZM177 236H174V238ZM248 237V241H246L245 239H247ZM27 238V237H26ZM31 238V236L29 237ZM34 238V236L32 235V239ZM38 238V237H37ZM37 238L35 239L34 244L38 241ZM43 238V237H42ZM46 238V237H45ZM75 238V237H74ZM106 238V237H105ZM117 238V237H116ZM115 238V240H116ZM122 238V237H121ZM183 238V237H182ZM181 238V239H182ZM33 239V241H34ZM30 240V239H28ZM102 240V239H101ZM121 240V239H120ZM171 240V238H170ZM242 240L246 241L248 243V246L246 247V245H244L245 243L242 242ZM31 241V240H30ZM105 241V240H104ZM40 242V241H39ZM50 242V241H49ZM112 242V241H111ZM179 243V242H178ZM185 243V242H184ZM246 243V244H247ZM31 244V243H30ZM29 246H33L30 245ZM38 244V243H37ZM104 244V243H103ZM244 246V249L240 248L239 245ZM40 245V243H39ZM111 245V243H110ZM171 245V243H170ZM169 245V246H170ZM174 245V244H173ZM47 246V245H46ZM172 246V245H171ZM170 246V247H171ZM118 247V246H117ZM49 249V248H48ZM112 250V249H111ZM53 251V250H52ZM180 251V250H179ZM35 252V251H34ZM94 252V251H93ZM175 252V251H174ZM92 253V252H91ZM94 253H92L91 255H93ZM96 254V253H95ZM106 254V253H105ZM115 254V253H114ZM117 254V252H116ZM120 255V254H119ZM173 255V254H172ZM20 256V255H19ZM94 256V255H93ZM96 256V255H95ZM117 257V256H116ZM23 258V257H22ZM119 258V257H118ZM176 258V257H175ZM17 259V258H16ZM21 259V258H20ZM112 259V257H111ZM110 259V260H111ZM116 259V258H115ZM114 259V260H115ZM177 259V258H176ZM175 259V260H176ZM219 259V258H218ZM29 260V259H28ZM104 260V259H103ZM113 260V259H112ZM111 260V264H113V261ZM223 261V260H221ZM221 261H217L216 264H222ZM23 262V261H22ZM104 262V261H103ZM109 262V259H108ZM107 262V263H108ZM116 262V261H115ZM249 262V263H248ZM93 263H95V260L93 261ZM105 263V262H104ZM121 263V262H118ZM110 264V263H109Z\"/></svg>",
  "mask_w": 264,
  "mask_h": 264
},
{
  "label": "crops",
  "instance_id": "0c3cea01",
  "mask_svg": "<svg viewBox=\"0 0 264 264\" xmlns=\"http://www.w3.org/2000/svg\"><path fill=\"white\" fill-rule=\"evenodd\" d=\"M33 2L46 9L52 0ZM180 97L185 105L182 111L186 115L184 113L181 116L184 118L183 122L178 119L182 127L175 136L179 139L168 140L174 134L170 133L173 130L164 122L167 121V110L160 118L161 127L156 130L158 134H151V129L140 127L138 122L145 120V114L141 118V114L135 111L134 99L133 103H127L129 111L127 110L128 115L125 118L132 122V128H121L117 131L118 134H114L118 138V146L112 140H109L111 145L101 146L100 141L105 136L114 137L112 133L105 135L104 130L82 135L84 142L81 140L64 144L62 135L56 136L54 133L47 134L46 147L42 146L40 149L33 143L29 152L46 155L45 164L36 167L47 169L50 188L47 201L53 209L51 207L48 210L46 223L41 220L43 215L39 214V227L42 232L47 233L53 264H111L112 259L113 264H200V242L206 239L201 227L203 222H200L205 219V209H201L198 197L199 172L194 167V152L197 155L199 149L200 120L194 102L189 105L184 102L188 97ZM173 105L171 103V107H165L169 111L171 109L173 115L182 113L176 111ZM152 136L160 139L152 140ZM106 142L105 140L104 144ZM98 146L100 150L97 149ZM101 147H109L110 150L104 152ZM151 147L156 150L153 151ZM180 151L182 156L179 157ZM61 194L63 199L59 196ZM74 197H78L77 200ZM77 218L88 230L75 224L79 223ZM66 228L70 230L65 232ZM63 233H66L65 237ZM102 234L104 238L100 236Z\"/></svg>",
  "mask_w": 264,
  "mask_h": 264
}]
</instances>
